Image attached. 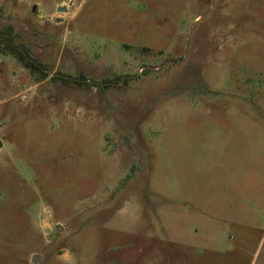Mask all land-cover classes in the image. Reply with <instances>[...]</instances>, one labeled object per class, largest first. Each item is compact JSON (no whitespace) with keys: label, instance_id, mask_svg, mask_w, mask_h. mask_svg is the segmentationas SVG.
<instances>
[{"label":"rangeland","instance_id":"1","mask_svg":"<svg viewBox=\"0 0 264 264\" xmlns=\"http://www.w3.org/2000/svg\"><path fill=\"white\" fill-rule=\"evenodd\" d=\"M7 27L45 75L0 53V264H264V0H0Z\"/></svg>","mask_w":264,"mask_h":264},{"label":"trees","instance_id":"2","mask_svg":"<svg viewBox=\"0 0 264 264\" xmlns=\"http://www.w3.org/2000/svg\"><path fill=\"white\" fill-rule=\"evenodd\" d=\"M0 53H8L15 56L22 66L33 74L45 75L42 64L31 56L28 48L23 44L15 43L10 27L0 31ZM55 77L66 85L73 82L72 79L66 78L65 76H58V74Z\"/></svg>","mask_w":264,"mask_h":264},{"label":"water","instance_id":"3","mask_svg":"<svg viewBox=\"0 0 264 264\" xmlns=\"http://www.w3.org/2000/svg\"><path fill=\"white\" fill-rule=\"evenodd\" d=\"M57 11H58V12H64V11H65V8H64V7H59ZM58 21H59V20H58Z\"/></svg>","mask_w":264,"mask_h":264}]
</instances>
